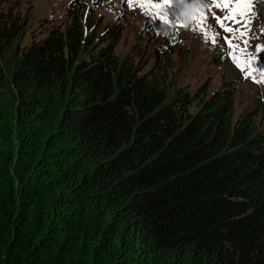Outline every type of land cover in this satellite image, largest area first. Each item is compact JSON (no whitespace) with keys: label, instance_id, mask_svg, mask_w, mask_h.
Returning <instances> with one entry per match:
<instances>
[{"label":"trees","instance_id":"trees-1","mask_svg":"<svg viewBox=\"0 0 264 264\" xmlns=\"http://www.w3.org/2000/svg\"><path fill=\"white\" fill-rule=\"evenodd\" d=\"M13 2L0 0V264H264L258 97L236 113L225 81L165 83L92 13L21 46ZM136 40L158 61L180 47L148 26Z\"/></svg>","mask_w":264,"mask_h":264},{"label":"rangeland","instance_id":"rangeland-1","mask_svg":"<svg viewBox=\"0 0 264 264\" xmlns=\"http://www.w3.org/2000/svg\"><path fill=\"white\" fill-rule=\"evenodd\" d=\"M216 2L251 3L252 9L245 15L237 12L234 21H225V26L238 29L227 32L216 20V17H224L227 10L212 7L214 0H167V3L165 0H14L13 3L19 5V14L27 24L19 36L21 46L40 38L51 27L61 26L72 13H92L96 23L100 22L99 31L112 27L121 30L115 47L120 56L133 54L146 63V70L155 67V74L165 83L192 92L206 86L210 94L223 81L232 84L235 112L249 107L254 97H258L263 104L259 113L264 122V55L258 51L264 49V0ZM157 4L163 7H154ZM202 13L207 22L198 27ZM249 15L252 17L250 23ZM144 26L154 33H173L180 41V47L158 61L154 55L156 43L149 45L136 40L137 32ZM209 29L215 42L206 35ZM228 40H231V46ZM7 60V55H0V68ZM2 96L10 107L13 96L7 87Z\"/></svg>","mask_w":264,"mask_h":264},{"label":"snow or ice","instance_id":"snow-or-ice-1","mask_svg":"<svg viewBox=\"0 0 264 264\" xmlns=\"http://www.w3.org/2000/svg\"><path fill=\"white\" fill-rule=\"evenodd\" d=\"M165 3H167V0H165ZM141 7H143V5H140ZM154 7H157V8H161L163 7L162 5H154ZM212 7H218V8H222V9H225L227 10V14L224 16V17H216V20H217V23H219L221 25V27L224 28L225 31L227 32H233V31H238V29H233L229 26H225V21H228V20H235L236 19V13L237 12H240L241 15H245V12H248L250 13L251 12V9H252V5L251 3H244V4H240V3H236V4H228L226 2H216V0H214V3L212 5ZM244 9L245 11H240L241 9ZM251 15H249V23L251 21ZM195 19V17H194ZM207 22V17L202 13L201 14V17L200 19L197 21V26H202L204 25L205 23ZM245 28H247V25H245ZM206 35L209 36L210 38L213 39V41L215 42V37L213 36L211 30H207L206 32ZM241 35H243V33H241ZM227 39V38H225ZM228 43L229 45L231 46V40H228ZM248 42L245 41V44H247ZM262 55H264V49H260L258 50ZM237 64L239 66L240 64V61L239 59L237 58Z\"/></svg>","mask_w":264,"mask_h":264}]
</instances>
